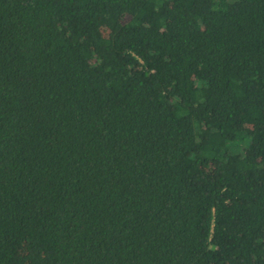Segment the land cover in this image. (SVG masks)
I'll use <instances>...</instances> for the list:
<instances>
[{"label": "trees", "instance_id": "16d2710c", "mask_svg": "<svg viewBox=\"0 0 264 264\" xmlns=\"http://www.w3.org/2000/svg\"><path fill=\"white\" fill-rule=\"evenodd\" d=\"M0 264H264V0H0Z\"/></svg>", "mask_w": 264, "mask_h": 264}, {"label": "rangeland", "instance_id": "374dc122", "mask_svg": "<svg viewBox=\"0 0 264 264\" xmlns=\"http://www.w3.org/2000/svg\"><path fill=\"white\" fill-rule=\"evenodd\" d=\"M104 32H105V31H104ZM106 33H107V32H106ZM106 33H105V34H106ZM202 167H203L205 170H209L208 164H205V163H204V164H202Z\"/></svg>", "mask_w": 264, "mask_h": 264}]
</instances>
